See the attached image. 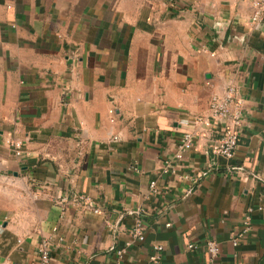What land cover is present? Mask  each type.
Returning <instances> with one entry per match:
<instances>
[{
  "label": "crops",
  "instance_id": "0c3cea01",
  "mask_svg": "<svg viewBox=\"0 0 264 264\" xmlns=\"http://www.w3.org/2000/svg\"><path fill=\"white\" fill-rule=\"evenodd\" d=\"M251 1L0 0V264H38L41 238L50 264H148L155 245L158 264H264ZM228 87L243 102L231 160L209 151L218 127L194 124Z\"/></svg>",
  "mask_w": 264,
  "mask_h": 264
},
{
  "label": "built area",
  "instance_id": "2783aa9c",
  "mask_svg": "<svg viewBox=\"0 0 264 264\" xmlns=\"http://www.w3.org/2000/svg\"><path fill=\"white\" fill-rule=\"evenodd\" d=\"M253 13L251 17V21L254 24H258L262 21L264 16V0H252L251 1ZM242 106L243 102L237 92V90L233 87H228L224 95L221 97H214L208 107V112L206 115L196 116L194 118V124L203 126L205 128H214L218 127V136L210 139L209 143V151L214 157H220L225 160H231L238 148V130L241 125L242 120ZM114 111H110V115H112ZM113 122V119H111ZM194 139L195 135L192 133L183 134L179 143L178 152L175 155L176 159H182L183 155L192 150L194 147ZM118 137L113 136L112 141H117ZM13 152L15 156H21L22 150L21 146L16 143L12 144ZM151 188L154 189L155 183H151ZM83 201H88V199L84 198ZM89 207V205H88ZM251 210L249 209L248 212ZM97 212V210H94ZM244 231L243 233L237 235L232 239L233 245H236L240 238L244 236V234L250 228V218L247 215L244 218ZM169 226V225H167ZM132 240L137 242L144 241V224L140 216H138L135 220L134 227L131 230ZM192 245H188V249H192ZM207 252L210 254L212 258L217 257L218 247L213 241H208L206 243ZM50 250H51V238H41L38 246H37V257L38 264H50ZM163 251V247L161 245H155L152 248V256L149 258L148 264H158L160 261V255Z\"/></svg>",
  "mask_w": 264,
  "mask_h": 264
}]
</instances>
